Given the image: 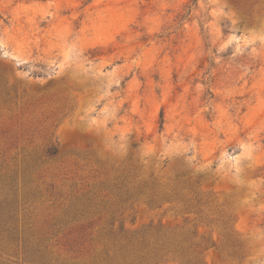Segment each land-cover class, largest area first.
Returning <instances> with one entry per match:
<instances>
[{
    "label": "rangeland",
    "instance_id": "rangeland-1",
    "mask_svg": "<svg viewBox=\"0 0 264 264\" xmlns=\"http://www.w3.org/2000/svg\"><path fill=\"white\" fill-rule=\"evenodd\" d=\"M5 198L0 264H264V0H0Z\"/></svg>",
    "mask_w": 264,
    "mask_h": 264
},
{
    "label": "trees",
    "instance_id": "trees-1",
    "mask_svg": "<svg viewBox=\"0 0 264 264\" xmlns=\"http://www.w3.org/2000/svg\"><path fill=\"white\" fill-rule=\"evenodd\" d=\"M198 0H195V3H197ZM192 11H190L187 15H183L182 18H185L187 16H190ZM164 125V116L162 114V120H161V128ZM59 153L57 147H52L48 150L47 154L50 157H55ZM129 176L121 177L119 184L116 186L119 190L125 189V196L127 197L126 200L130 201L133 198H143L145 202L148 204L155 203L156 198L158 197L157 194L154 192V187H150L148 185H141L139 188L136 189L135 192L130 193V191L127 189L128 184H130ZM145 189H149L151 191L150 194H145ZM197 204H200L202 202V199L195 200ZM16 206H17V200L13 199L10 200L9 198H5L3 200H0V242L3 241H19V229L17 226L18 219H16ZM213 246H215L213 244ZM124 264H133V262H125ZM188 264H194L193 262H188Z\"/></svg>",
    "mask_w": 264,
    "mask_h": 264
}]
</instances>
